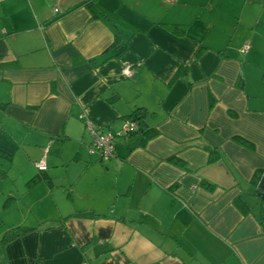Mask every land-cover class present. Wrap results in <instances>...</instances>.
<instances>
[{"label": "crops", "instance_id": "crops-1", "mask_svg": "<svg viewBox=\"0 0 264 264\" xmlns=\"http://www.w3.org/2000/svg\"><path fill=\"white\" fill-rule=\"evenodd\" d=\"M81 1L0 0V239L35 229L0 264H264V0H100L115 46ZM137 107L155 136L101 160Z\"/></svg>", "mask_w": 264, "mask_h": 264}, {"label": "trees", "instance_id": "trees-1", "mask_svg": "<svg viewBox=\"0 0 264 264\" xmlns=\"http://www.w3.org/2000/svg\"><path fill=\"white\" fill-rule=\"evenodd\" d=\"M82 4L87 8V10L90 12L91 19L93 20H101L103 21L112 31L114 34V40L112 43V46L118 45L121 42V29H134L133 25L129 22L126 21L123 17L118 15L115 11L105 7L100 0H82ZM170 30L176 34H183L185 32V28L182 25H170L168 26ZM127 49V46H121L118 53L123 52ZM203 46H200L197 48L196 53L198 54L202 51ZM179 74V71L176 72L174 75V78L177 77ZM146 112L144 108L137 107L133 110H131L128 114L123 116L122 118V124L124 121L129 120L130 122H133L136 124V128L134 130L128 131L127 133H122L121 128L119 130H114L112 129V125L108 124L106 127L99 128L101 130H111L115 134V146H114V155L116 153V143L118 139L120 138H128L131 136L135 135H140L141 137V145L145 144L147 140L155 136L156 130L154 127L149 126L147 121H146ZM235 141H237L239 144H242L247 147H252V144L245 140L244 138L241 137H235ZM0 155H5L8 156L4 153H0ZM113 155V156H114ZM111 158V157H110ZM109 158V159H110ZM101 159V158H100ZM107 159V160H109ZM219 159V152L214 149L209 152L208 156V162L213 163ZM103 160V159H101ZM171 161L182 165V162L175 158L171 157ZM258 173L255 174V178L253 181H255L258 178ZM39 179H44L48 185L52 186V181L51 178L46 174L45 170L39 171V174L37 176L33 177L30 179L28 182L29 185L35 184ZM207 187H211L209 183L205 182L203 183ZM236 205L242 209L243 212L247 213L249 210H251V207L241 198L238 197L236 200ZM67 217H64L61 219V223H59L60 226L64 225V221L66 220ZM35 230V229H23L21 227H12L8 229L1 237L0 239V246L5 245L10 241H13L14 239L21 237L25 235L26 233ZM37 230V229H36Z\"/></svg>", "mask_w": 264, "mask_h": 264}, {"label": "built area", "instance_id": "built-area-1", "mask_svg": "<svg viewBox=\"0 0 264 264\" xmlns=\"http://www.w3.org/2000/svg\"><path fill=\"white\" fill-rule=\"evenodd\" d=\"M54 10L57 11L56 8ZM246 47L247 45L244 47V49ZM123 73L126 76H132L133 70L127 66L123 69ZM135 128H136L135 123L126 120L122 124L121 132L127 133L128 131L134 130ZM90 131L92 132L93 135L91 151H97L100 155V158L103 160H107L110 157H112L114 155V146H115L114 132L111 130H101V129L94 130L93 128H90ZM34 165L39 171L46 170L47 166L45 164V153L42 158H40L37 162L34 163Z\"/></svg>", "mask_w": 264, "mask_h": 264}, {"label": "water", "instance_id": "water-1", "mask_svg": "<svg viewBox=\"0 0 264 264\" xmlns=\"http://www.w3.org/2000/svg\"><path fill=\"white\" fill-rule=\"evenodd\" d=\"M247 203V201H245Z\"/></svg>", "mask_w": 264, "mask_h": 264}]
</instances>
